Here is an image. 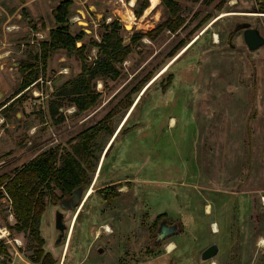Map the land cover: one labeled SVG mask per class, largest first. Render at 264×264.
<instances>
[{
	"label": "rangeland",
	"instance_id": "obj_1",
	"mask_svg": "<svg viewBox=\"0 0 264 264\" xmlns=\"http://www.w3.org/2000/svg\"><path fill=\"white\" fill-rule=\"evenodd\" d=\"M59 1L0 0V173L47 148L68 149L77 132L110 109L116 112L109 119L112 133L102 130L95 137L91 192L74 209L59 205L63 196L45 199L39 219L43 251L56 264H264V42L250 50L242 30L232 32L236 22L248 21L264 37V12L254 11L255 0H223L219 9V0H175L183 21L153 38L145 32L169 14L161 0L145 12L147 0L139 16L134 10L142 0H72L67 23L79 35L76 45H85L87 63L96 54L88 41H99L112 20L131 46L116 64L118 75L94 79L96 98L83 110L57 93L79 73V57L57 48L43 67L34 58L56 26L51 10ZM28 62L37 63L36 79L18 92L19 66ZM147 73L152 75L145 89L129 94L132 102L123 107L130 88ZM53 100L61 115L56 121L48 114ZM111 182L118 194L104 200L96 190ZM56 209L66 226L59 242ZM161 215L178 228L156 239ZM13 223L2 192L0 240L7 252L0 253V262L38 264L28 258L33 241L27 233L6 228ZM211 242L217 252L201 259Z\"/></svg>",
	"mask_w": 264,
	"mask_h": 264
},
{
	"label": "trees",
	"instance_id": "obj_2",
	"mask_svg": "<svg viewBox=\"0 0 264 264\" xmlns=\"http://www.w3.org/2000/svg\"><path fill=\"white\" fill-rule=\"evenodd\" d=\"M222 1L219 0L215 4L217 9L220 8ZM71 2L72 0H60L52 8L51 15L56 26L49 30L47 39L40 41L39 51L34 55V58H37L43 67L48 53L57 48H63L68 53H74L79 57L81 60L79 73L60 85L57 93L67 95L69 103L74 105L77 110H83L92 104L96 98V92L93 90L94 79L118 75L116 64L125 59L131 46L122 42L119 34V22L112 20L104 25V30L99 34V41L93 38L88 41L90 45L96 47V54L93 60L87 63L84 54L85 45H76L79 35H73L69 31L67 20ZM161 2L169 14L167 18L156 23L153 28L145 32L150 38H153L163 29L175 30L183 21V18L176 13L177 4L175 0H161ZM147 5V0H142L139 7L134 10L135 15L139 16L142 9ZM253 7L254 11L264 12V0H255ZM208 17V13L203 15L198 20L196 28L203 24ZM140 35H142L140 31L134 32L131 41L139 38ZM185 42L181 41L177 44L170 55L183 46ZM36 65L37 63L28 62L19 66L22 76L18 92L34 82ZM151 75V73H147L133 84L127 93L128 98L123 101V107H128L132 102L129 94L139 92L150 80ZM143 91L140 92L132 106H135ZM14 95L1 104V109L12 103L15 99ZM57 107L58 102L56 100H53L48 107V114L55 121L61 118V115L56 116ZM115 112L116 109H110L98 122L77 132L69 141L68 149L58 146L47 148L20 167L14 168L10 172L0 173V195L3 192L9 198L14 217V223L5 226L16 233L25 231L33 241L31 244L32 252L28 257L31 262L38 264L57 263L51 253L43 251L42 248L43 238L39 232V219L45 207V199L48 197L53 200L56 197L68 195L72 188L89 183L90 172L93 170L94 160L97 159L93 150L95 137L102 130L108 135L112 133L113 127L109 119ZM116 135L117 133L114 138ZM55 188L59 189L60 196L54 192ZM96 192L104 200L118 194L114 185L100 187ZM162 216L164 215H161L160 218H163ZM6 252V245L0 240V253Z\"/></svg>",
	"mask_w": 264,
	"mask_h": 264
},
{
	"label": "water",
	"instance_id": "obj_3",
	"mask_svg": "<svg viewBox=\"0 0 264 264\" xmlns=\"http://www.w3.org/2000/svg\"><path fill=\"white\" fill-rule=\"evenodd\" d=\"M242 30V37L246 47L250 50L259 47L264 42V37L260 34L259 30L256 27L250 26L248 21H239L233 25L232 32L237 30ZM81 190L79 188H75L72 193L68 195H64L59 205L62 208L74 209L80 203L82 199ZM68 204H64L66 198H68ZM53 228L55 232V242H59L64 240L66 226L63 222V213L62 211L56 209L54 211L53 218ZM176 224H167L164 218H161L158 221L157 229H156V239H161L167 235L173 234L177 230ZM97 251H101V248H98ZM217 252V245L214 242L206 245L200 252L201 259H207L213 256ZM0 264H2L0 262Z\"/></svg>",
	"mask_w": 264,
	"mask_h": 264
},
{
	"label": "flooded vegetation",
	"instance_id": "obj_4",
	"mask_svg": "<svg viewBox=\"0 0 264 264\" xmlns=\"http://www.w3.org/2000/svg\"><path fill=\"white\" fill-rule=\"evenodd\" d=\"M108 147H109V145L104 149V153H105V151H106V149H108ZM96 162H97V159H95L94 160V167H93V170H94V168H95V164H96ZM99 164H100V161H99ZM99 165H98V167H97V169H99ZM93 170L90 172V179H91V175H92V172H93ZM117 181H119V180H115L113 183H115V182H117ZM90 182V181H89ZM113 183L111 182V183H109V184H107V185H113ZM89 184V183H88ZM88 184L87 185H78V186H76V187H74V188H72L71 189V191H70V193H68V196L72 193V191L75 189V188H79L82 192H81V194H84L85 193V191H86V189L88 188L87 186H88ZM107 185H104V186H107ZM104 186H101V187H104ZM100 188V187H99ZM57 189V188H56ZM90 189V188H89ZM98 189V188H97ZM58 190V192H59V194H60V191H59V189H57ZM97 194H99L98 192H96ZM64 196V195H63ZM68 199H69V197L68 198H66V200L64 201V204H68ZM60 202V201H59ZM167 224H172V223H167Z\"/></svg>",
	"mask_w": 264,
	"mask_h": 264
},
{
	"label": "bare ground",
	"instance_id": "obj_5",
	"mask_svg": "<svg viewBox=\"0 0 264 264\" xmlns=\"http://www.w3.org/2000/svg\"><path fill=\"white\" fill-rule=\"evenodd\" d=\"M150 1V4L148 5V7L145 9V12L146 11H148V10H150V9H152L155 5H156V3H157V1L158 0H149ZM133 16H132V13L128 10V12H127V18L128 19H131ZM127 24H128V22H127ZM129 24H131V23H129ZM111 140V139H110ZM109 140V141H110ZM109 143V142H108ZM107 146H108V144H107ZM86 193L85 194H89L90 192H91V188L90 189H87V191H85ZM86 196V195H85ZM106 228V227H105ZM0 232H1V229H0Z\"/></svg>",
	"mask_w": 264,
	"mask_h": 264
},
{
	"label": "crops",
	"instance_id": "obj_6",
	"mask_svg": "<svg viewBox=\"0 0 264 264\" xmlns=\"http://www.w3.org/2000/svg\"><path fill=\"white\" fill-rule=\"evenodd\" d=\"M115 133H113V135H111L110 139L114 136ZM106 147V146H105ZM105 149V148H104Z\"/></svg>",
	"mask_w": 264,
	"mask_h": 264
}]
</instances>
